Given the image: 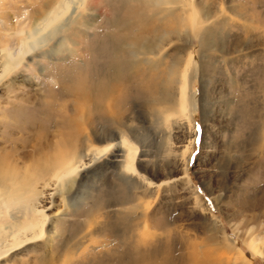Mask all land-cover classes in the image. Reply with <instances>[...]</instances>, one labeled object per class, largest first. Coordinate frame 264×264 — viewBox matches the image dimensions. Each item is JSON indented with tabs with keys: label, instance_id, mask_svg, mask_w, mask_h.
Here are the masks:
<instances>
[{
	"label": "rangeland",
	"instance_id": "rangeland-1",
	"mask_svg": "<svg viewBox=\"0 0 264 264\" xmlns=\"http://www.w3.org/2000/svg\"><path fill=\"white\" fill-rule=\"evenodd\" d=\"M55 1L0 0V49ZM155 1L88 0L87 17L0 82V188L15 190L16 201L3 225L7 233L25 225L27 184L36 185L32 198L47 217L43 237L0 264H131L142 254L146 264H235L221 261L228 253L215 245L216 226L246 255L250 240L264 241V0L192 1L204 22L195 38L173 17L151 12ZM144 46L156 55L136 65L129 47ZM189 53L203 64L191 87L193 127L179 92ZM110 77L124 84H112V99L102 90ZM110 130L140 144L127 178L113 167L117 153L87 156ZM80 158L85 170L63 185L67 196L49 198L54 191L41 180Z\"/></svg>",
	"mask_w": 264,
	"mask_h": 264
},
{
	"label": "bare ground",
	"instance_id": "bare-ground-1",
	"mask_svg": "<svg viewBox=\"0 0 264 264\" xmlns=\"http://www.w3.org/2000/svg\"><path fill=\"white\" fill-rule=\"evenodd\" d=\"M192 1H194V0H157L155 2L150 3L148 5V7L150 8V10L154 9L151 12H154L156 10V11H160L159 13L167 14L170 17H173L179 24V30L182 29L183 31L185 30V32H187V30L191 31L194 38H195V37H198L199 34L201 33L200 28L202 26V23H204V22L202 21V17H200V10L197 8L196 4L193 3ZM135 3L138 4L137 2H135ZM187 4L189 6L188 10H186L184 7ZM89 11H90V8L88 7V0H56L54 2V5L52 6L51 10H49L48 12H46L44 15H42L40 17H36L33 20V24L27 33L25 31H21L20 33L17 32L20 36V37L18 36L17 41L14 42L13 44L11 43L12 45L7 46L5 49H2V50L0 49V82L2 80H4L5 78H7L14 71H16L18 68H20V66L25 61L26 57H28L29 55L33 54L34 52H36L38 50L45 48L47 45L50 44L51 41L55 40V38L60 36L65 31V29H69L70 24L73 22L75 23L76 19L82 17L83 15L87 17V13ZM207 11H209V10H207ZM178 13H180V16H181L180 18H178V16H176V15H178ZM189 13H190V17H188V19H185V17H183V16L187 15ZM217 22H219V21H217ZM84 23H86V22H84ZM212 32H214V31L212 30ZM190 40H192V39H190ZM167 45H169V44H167ZM145 46L142 48H134V49L132 47H129V49L131 48V50H132L131 55L133 57H135V59H136V62H137V63H135L136 65H138L139 63H142V62L148 63V61H149L148 58L156 55L154 49H148ZM51 50H49V51H51ZM221 50L223 51V49H221ZM158 55H160V54H158ZM185 56H186V54H185ZM180 58H182V57H180ZM180 58L178 60H180ZM186 62H187L186 68H185L186 69L185 70L186 75H184L185 80H184L182 88H180V91H179L181 101H182L180 108L185 112L186 118L188 119L189 123L193 127V123H192L193 122V116H192L193 113H191V111H192L193 107H196L194 105L198 102V100L196 97V93H194V91L193 92L191 91V87H192V82L194 80L195 75L197 73L202 75L203 64L200 61V59L195 57L192 53L188 54V58H187ZM180 63H181V61H180ZM112 84H115L117 86L120 84L124 85L123 82L121 81V79L113 78V77L109 78L107 84H103L105 86V88L102 89L103 92H110L111 99L116 94V91L113 88H111ZM88 86H89V84H88ZM117 104H118V102H117L116 98H113V100L111 101V105L116 106ZM168 110L173 111L174 108L173 109L169 108ZM22 128H20L21 132H23V129H25V128H23V129ZM83 129H84V127H83ZM36 130H37V128H36ZM115 132H114V130H112V131L110 130V132H108L107 135H105V137H103L104 139L102 137L99 138L98 143L101 145V148H97V147L93 148L91 146L90 154H88L87 156L90 158L91 162H95L96 160L101 159L102 156H105L110 152L117 153V155H116L117 160L114 161L113 167L118 172V176L120 178H127L126 172L136 170L135 169L136 163L134 164L136 157L142 156V155H139L140 144L136 141H132V140L127 139L123 135H122V137H118V135ZM192 147H193V140H191L190 144L187 146V149L189 151H191ZM138 161H139V159H137V164L139 165ZM105 164H106V162H105ZM18 165H20V164H18ZM85 165L86 164L83 162V160L81 158H80V160L72 159L68 162L67 165L61 164L57 169H54L53 172H50L48 178L41 180V183L43 184L44 189L52 188L53 190H51V191H54V193L49 194L48 197L50 198V196H53L56 193H60V196L64 195V193L66 191L65 192L63 191L64 193L62 191H60V190H62V187L66 188L63 185H66L65 183L72 182V180L79 174L80 171L82 172V170H85ZM143 171H145V170H143ZM114 173H115V171H114ZM17 174H18L17 176H19V172ZM184 177H186V173H184ZM8 178H9V176H8ZM128 178H131V177H128ZM132 181H134V180H132ZM142 181L149 182L145 178V176H142ZM23 183H24V181H23ZM26 183H25V185H26ZM142 183H140V184H142ZM145 184H142L139 187L141 189H144L146 186H148L147 184L146 185ZM19 185H20V183H19ZM27 185L29 186V184H27ZM28 186L24 187V184H21V186H20L22 188L24 187L23 189H25L24 194H25V196H28V198H29L27 201L30 200V202L28 203L29 207L27 208L28 215H25L26 216L25 223H24L25 225L22 224L23 226L17 228V230H13V228H9L8 233L4 227L6 224L5 225H3V224H4V222L7 221V220H5V218L9 213L8 209L13 206L12 205L13 202H16L14 199L15 190H13L11 187L6 186V185L2 186V188H0V260L5 259V257L7 255L12 253L11 251H13L17 248H20L22 246L30 245L31 243H34V242L40 240L44 235V225H45V222L47 220L46 219L47 217L43 212L44 207L40 208L38 206L39 204H36L35 198H32V195H39L40 193L39 192L37 193L35 184H34V188L33 187L28 188ZM143 186H145V187L142 188ZM55 191H58V192L55 193ZM65 195H64V197H65ZM194 195L198 197V194L196 193L195 190H194ZM24 200H25V198H24ZM25 205L26 204H24V206ZM18 211H19V209L17 210V212ZM261 214L264 217V210L262 211ZM21 216H22V214H21ZM22 219H24V217ZM216 227L218 229V233H219L220 237L218 238L217 241H215V245L218 246L219 251H222L221 250L222 248L223 249L226 248L227 251L226 250H224V251H226L228 253L226 258H224V259H226L225 261L221 260L224 255L221 256V258L218 257L219 260H221L222 262H228L227 260H230V257H234L237 261L235 264H250V260H251L250 258L251 257L257 256V257L264 258V241L263 240L262 241L260 240V242L257 240H250V242L248 244L247 255H246L242 250H240L239 248H237L235 246L233 239L229 238L225 234L223 227H220V226H216ZM88 228L89 229L86 230L81 235H79L77 237L76 241L74 242V244L72 246H70V252L73 251L74 249H76V251H77L78 249H80V247H82L81 244L83 243V239H86L91 233V231H90L91 226H89ZM224 251H223V253H224ZM68 252H69V249H68ZM146 259H147V256H144V254H142L139 258L135 259L133 261V263H131V264H146Z\"/></svg>",
	"mask_w": 264,
	"mask_h": 264
}]
</instances>
